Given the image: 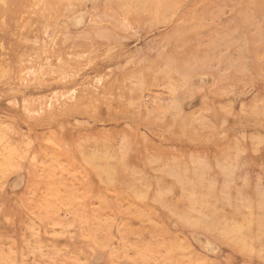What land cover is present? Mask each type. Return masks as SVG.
<instances>
[{"label":"rangeland","instance_id":"374dc122","mask_svg":"<svg viewBox=\"0 0 264 264\" xmlns=\"http://www.w3.org/2000/svg\"><path fill=\"white\" fill-rule=\"evenodd\" d=\"M0 264H264V0H0Z\"/></svg>","mask_w":264,"mask_h":264}]
</instances>
